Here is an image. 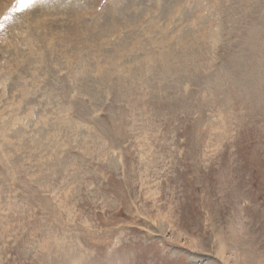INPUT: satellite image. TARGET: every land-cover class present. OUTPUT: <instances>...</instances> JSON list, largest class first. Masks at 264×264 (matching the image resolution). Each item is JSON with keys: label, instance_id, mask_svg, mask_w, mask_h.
<instances>
[{"label": "rangeland", "instance_id": "obj_1", "mask_svg": "<svg viewBox=\"0 0 264 264\" xmlns=\"http://www.w3.org/2000/svg\"><path fill=\"white\" fill-rule=\"evenodd\" d=\"M11 1L0 264H264V0H183L177 13L178 0H141L157 10L141 22L174 7L183 69L66 82L15 68L10 27L27 24L25 11L4 20Z\"/></svg>", "mask_w": 264, "mask_h": 264}, {"label": "bare ground", "instance_id": "obj_2", "mask_svg": "<svg viewBox=\"0 0 264 264\" xmlns=\"http://www.w3.org/2000/svg\"><path fill=\"white\" fill-rule=\"evenodd\" d=\"M100 3V0L87 1L88 5L83 11L78 8L80 6H75L73 0H41L25 11L26 20L23 18L20 22L27 26L21 27L22 33L17 32L18 19L17 24L12 20L10 32L13 35H10L9 52L15 68L24 71V80L34 82L35 74L39 71L64 72L66 78L63 80L66 82L70 79L83 80L84 74L89 71L95 72L104 81L112 73L120 71L125 75L135 72V76L144 71L149 76L158 66H161L160 72L163 73L183 69L176 63L184 62L186 37L171 30L177 19L172 15L173 6L168 5L167 10L160 12L158 17L156 8L153 9L154 3L153 8L148 9L150 4L147 7L141 0H108L103 10L94 14ZM9 7L3 15L11 17L12 8ZM175 7V13L181 8L183 10V0H178ZM51 9L62 17L56 18L60 16H55V11L51 12ZM152 9L156 14L151 15L148 21L141 22L143 14L145 18L152 13ZM2 21L0 15V25ZM143 24H146L144 28ZM178 31L183 32L181 24ZM18 34L20 37L26 35L25 38L22 36L21 42ZM38 77L41 81L45 75ZM45 79L47 82L51 78L46 76Z\"/></svg>", "mask_w": 264, "mask_h": 264}, {"label": "snow or ice", "instance_id": "obj_3", "mask_svg": "<svg viewBox=\"0 0 264 264\" xmlns=\"http://www.w3.org/2000/svg\"><path fill=\"white\" fill-rule=\"evenodd\" d=\"M41 0H16V6L11 9L12 13L24 12L29 8L34 7L40 3ZM10 16H5L4 20L10 19Z\"/></svg>", "mask_w": 264, "mask_h": 264}]
</instances>
